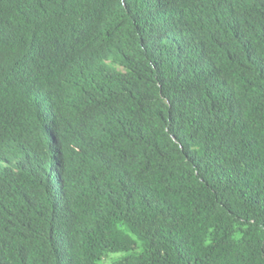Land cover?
<instances>
[{"label": "trees", "instance_id": "trees-1", "mask_svg": "<svg viewBox=\"0 0 264 264\" xmlns=\"http://www.w3.org/2000/svg\"><path fill=\"white\" fill-rule=\"evenodd\" d=\"M264 264V0H0V264Z\"/></svg>", "mask_w": 264, "mask_h": 264}, {"label": "rangeland", "instance_id": "rangeland-1", "mask_svg": "<svg viewBox=\"0 0 264 264\" xmlns=\"http://www.w3.org/2000/svg\"><path fill=\"white\" fill-rule=\"evenodd\" d=\"M120 256L121 255H119V254H117V255H109L108 257H106L103 260V264H108V263L112 262L113 260L120 258Z\"/></svg>", "mask_w": 264, "mask_h": 264}]
</instances>
